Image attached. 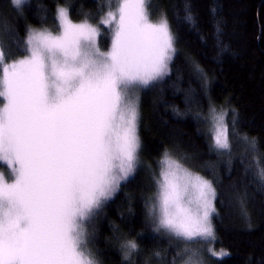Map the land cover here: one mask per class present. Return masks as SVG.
<instances>
[{
    "label": "snow or ice",
    "instance_id": "6c2138e0",
    "mask_svg": "<svg viewBox=\"0 0 264 264\" xmlns=\"http://www.w3.org/2000/svg\"><path fill=\"white\" fill-rule=\"evenodd\" d=\"M58 19L56 35L29 31L28 56L8 66L0 59V161L11 180L0 175V264H98L85 224L137 167L135 92L167 74L175 53L167 19L152 23L145 0H118L101 21L112 31L106 52L96 27L74 24L64 8ZM224 117L210 109L214 145L228 149ZM158 165L154 230L214 239L212 185L167 152ZM122 247L125 259L137 251L132 240ZM195 255L184 264H200Z\"/></svg>",
    "mask_w": 264,
    "mask_h": 264
},
{
    "label": "trees",
    "instance_id": "16d2710c",
    "mask_svg": "<svg viewBox=\"0 0 264 264\" xmlns=\"http://www.w3.org/2000/svg\"><path fill=\"white\" fill-rule=\"evenodd\" d=\"M145 2L152 20L167 19L175 53L167 74L135 92L139 163L92 217L87 246L98 264H184L196 251L205 264H264V178L259 174L264 168V0ZM117 3L24 0L17 8L12 0H0L3 65L28 55L31 29H59L60 7L75 22L99 26V46L107 49L112 31L101 21ZM212 108L224 111L227 151L214 145ZM165 152L211 181L214 239L185 241L154 230L148 209ZM0 167L9 173L4 162ZM128 240L136 242L137 251L125 259L122 245Z\"/></svg>",
    "mask_w": 264,
    "mask_h": 264
},
{
    "label": "rangeland",
    "instance_id": "374dc122",
    "mask_svg": "<svg viewBox=\"0 0 264 264\" xmlns=\"http://www.w3.org/2000/svg\"><path fill=\"white\" fill-rule=\"evenodd\" d=\"M146 3V2H145ZM60 8H64V9H66L67 10V8H65V7H60ZM59 8V9H60ZM147 12H148V9H147ZM67 14H68V19L69 20H71L70 19V17H69V13H68V10H67ZM57 16H58V11H57ZM107 16V15H106ZM105 16V17H106ZM149 20L152 22V23H157V22H155V20H152L150 17H149ZM59 21V20H58ZM74 24H79V23H83V22H75V21H73V20H71ZM159 22V21H158ZM88 23V22H87ZM88 24H90V25H92L93 27H96L97 29H98V35L96 36V44H97V46L99 47V49L102 51V52H106V51H108L110 48H111V44H110V46L107 48V49H105V50H103V48H101L100 46H99V36H100V28H99V26H97V25H93L92 23H88ZM59 26H60V22H59ZM45 29H47V28H33V29H31V30H37V31H43V30H45ZM30 30V31H31ZM49 32H51L53 35H56V34H58L60 31H62V27L60 26L59 27V29L57 30V31H53V30H50V29H47ZM28 55H29V53H28ZM27 55V56H28ZM26 57V56H25ZM25 57H22V58H19L18 60H20V59H23V58H25ZM17 60V61H18ZM10 64V63H9ZM8 64V65H9ZM7 65V66H8ZM142 88L143 87H140V89L142 90ZM139 89V88H138ZM138 89L136 90V92H137V94H138ZM140 91V90H139ZM137 94H135L136 95V97H138V95ZM140 94H141V92H140ZM138 101H139V98H138ZM217 111V110H216ZM217 112H221L220 110H218ZM223 113H224V111H222ZM225 119V118H224ZM208 120H209V125H210V131H211V134H212V124H211V119H210V114L208 115ZM225 124H226V122H225ZM227 125V124H226ZM227 131H228V128H227ZM212 136H213V134H212ZM228 140H229V136H228ZM229 143H230V141H229ZM218 149H220L221 151H227L228 149H221V148H218ZM138 153H139V150H138ZM168 155L173 159V160H175V158L174 157H172L169 153H168ZM175 161H177V160H175ZM2 161H0V163H1ZM138 163H139V159H138ZM180 164V163H179ZM138 165V164H137ZM185 168V167H184ZM185 169H187V168H185ZM6 169H2L1 167H0V175H3L4 176V178H5V180H7L9 183L11 182V180L9 179V176H10V171H9V173L7 172V171H5ZM189 172H191V173H193V174H195V175H198V176H200L201 178H203L204 180H206V181H208L211 185H212V183H211V181L208 179V178H206V177H204V176H202V175H200L199 173H196V172H193V171H191V170H189V169H187ZM212 187H213V185H212ZM213 189H214V187H213ZM214 201H215V198H214V200H213V206H214ZM215 208V207H214ZM214 213V212H213ZM213 213L211 214V216L210 217H212V215H213ZM92 219V218H91ZM91 219H90V221L89 222H87L86 224H85V229L87 230V227L90 225V222H91ZM211 220V219H210ZM211 226H212V224H211ZM213 229V228H212ZM214 232V231H213ZM181 239V238H180ZM198 239H203V238H196L195 240H198ZM203 240H208V239H203ZM87 249L89 250V248H88V246H87ZM89 252H90V250H89ZM91 254H92V256H93V258L95 257V255L92 253V252H90ZM217 253V252H216ZM222 253H224V251H222ZM95 259V258H94ZM194 259H196V260H198L199 262H200V264H205V262H204V257L201 255V254H199V252L198 251H196V255H195V257H194Z\"/></svg>",
    "mask_w": 264,
    "mask_h": 264
}]
</instances>
